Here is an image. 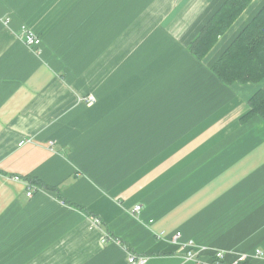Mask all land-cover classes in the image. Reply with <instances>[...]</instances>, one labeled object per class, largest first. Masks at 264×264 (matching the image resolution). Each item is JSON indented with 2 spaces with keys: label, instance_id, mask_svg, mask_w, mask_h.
I'll use <instances>...</instances> for the list:
<instances>
[{
  "label": "crops",
  "instance_id": "0c3cea01",
  "mask_svg": "<svg viewBox=\"0 0 264 264\" xmlns=\"http://www.w3.org/2000/svg\"><path fill=\"white\" fill-rule=\"evenodd\" d=\"M224 1L0 0V264H208L176 232L264 264V79L211 71L264 0L188 50Z\"/></svg>",
  "mask_w": 264,
  "mask_h": 264
},
{
  "label": "trees",
  "instance_id": "16d2710c",
  "mask_svg": "<svg viewBox=\"0 0 264 264\" xmlns=\"http://www.w3.org/2000/svg\"><path fill=\"white\" fill-rule=\"evenodd\" d=\"M252 0H225L188 44L189 52L202 59ZM212 73L225 85L258 84L264 79V6L237 33L211 66ZM249 110L242 117L264 120V89L248 100ZM247 259L244 263L248 262Z\"/></svg>",
  "mask_w": 264,
  "mask_h": 264
},
{
  "label": "built area",
  "instance_id": "2783aa9c",
  "mask_svg": "<svg viewBox=\"0 0 264 264\" xmlns=\"http://www.w3.org/2000/svg\"><path fill=\"white\" fill-rule=\"evenodd\" d=\"M10 19L8 17H0V24H8ZM20 38L24 41V43L33 48L37 49L41 43L40 37L30 28L26 27L25 25L20 26ZM85 101L90 104L94 101V96L88 95ZM20 142L19 144H22ZM32 191L29 190L27 192V196H31ZM141 210V205H136L134 207V211L139 213ZM95 223H99V219H94ZM180 236V232H176L172 236V240L174 243L181 246L182 250L184 251L183 257L186 260L195 261L197 263H208V264H224V259L230 251L219 250V249H209L205 246H199L194 244L192 241L187 242L185 245H180L178 241ZM107 236H104L103 241L106 239ZM208 254V255H207ZM262 255V251L260 249H256L254 252V257H260ZM249 256L246 254H240L238 258L234 261L233 264H238L241 262H245ZM147 261V257L143 255H134L132 253H128V262L129 264H144Z\"/></svg>",
  "mask_w": 264,
  "mask_h": 264
}]
</instances>
